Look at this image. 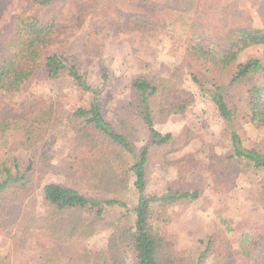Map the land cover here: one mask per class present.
<instances>
[{"label": "trees", "instance_id": "trees-1", "mask_svg": "<svg viewBox=\"0 0 264 264\" xmlns=\"http://www.w3.org/2000/svg\"><path fill=\"white\" fill-rule=\"evenodd\" d=\"M49 3L44 0L41 4ZM160 6L189 12L193 1L165 0ZM54 20L46 22L41 17L21 15L15 18L13 32L0 58V93L11 102L15 96L27 93L37 73L43 71L49 80L66 75L81 92L90 94L91 101L87 107L65 114L50 97H40L32 112L0 117V149L7 150L0 160V232L4 228L2 217L9 206L39 190L54 220L39 225L32 209L20 216L17 227L43 229L58 245L42 246L40 257L32 264H87V251L80 241L102 220L105 208L130 211L133 220L131 224L108 223L112 232L105 257L99 254L101 264H126L127 251L132 252L134 264L185 263L153 221L166 222L170 206L191 203L200 193L168 190L160 197H148L145 169L150 150L157 152L162 148H166V152L161 165H173L179 172L186 166L185 158L169 161L166 155L181 151L196 135L187 127L176 137L154 129L172 116L183 115L191 105L192 94L178 86L181 72L175 68L167 77L150 74L133 77L127 86L134 96L121 107L120 114L114 115L117 122L113 123L104 114L99 99V93L110 86L107 70L101 69L99 85L92 87L85 71L79 72L75 63L63 54L51 52L52 40L57 34ZM195 25L192 26L195 28ZM249 49L264 51V29L227 31L220 42L212 43L206 42L201 31L193 30L187 38L185 69L200 96L210 100L226 123L232 148L228 159L249 161L252 168L264 172V140L246 148L237 132L241 121H248L256 129L264 128V54L240 61L241 54ZM242 81H246L247 89L240 108L232 91ZM7 102L0 103V111ZM138 123L148 130L149 140L137 155L130 139ZM63 125L74 135L72 158L63 182L46 181L45 177L53 169L52 138ZM21 156L25 164L20 163ZM126 166L125 171L119 172ZM130 174L132 183L128 180ZM129 187L136 195L132 209L121 195ZM121 217L127 219L125 214ZM222 240L224 247L230 248L226 239ZM236 244L247 264H264V221L243 230ZM212 245L213 237L209 236L201 256L211 253ZM64 247H70L71 252L64 251ZM221 256L222 253L217 252L218 263L222 262ZM10 261V257L0 254V264H11Z\"/></svg>", "mask_w": 264, "mask_h": 264}, {"label": "rangeland", "instance_id": "rangeland-1", "mask_svg": "<svg viewBox=\"0 0 264 264\" xmlns=\"http://www.w3.org/2000/svg\"><path fill=\"white\" fill-rule=\"evenodd\" d=\"M43 1L0 0V58L17 16H37L46 22L55 19L57 34L52 40L51 52L63 54L75 63L79 72L85 71L92 87L99 85L101 69L107 70L110 86L99 93V99L104 114L113 123L117 122L114 115L120 114L121 107L134 96L127 86L133 77L139 74L167 77L177 68L181 72L178 86L192 94L191 105L183 115L172 116L154 129L176 137L187 127L196 137L181 151L166 155L169 161L186 159L181 172L173 165H161L166 148L157 152L150 150L145 165L146 194L160 197L168 190L199 191L200 196L191 203L170 206L166 212L167 221H153L154 225L159 226L166 241L186 260L183 264H247L237 250L236 241L243 230L264 221V172L252 168L249 161L228 159L232 148L226 123L210 100L200 96L186 73V45L193 30L201 31L206 42L212 43L220 42L227 31L264 29V0H192L193 8L189 12L162 8L160 4L165 0H49L48 5L41 4ZM263 54V50L249 49L239 60ZM246 89V81H242L232 91L240 108ZM40 97H50L65 114L87 107L91 101L90 94L81 92L66 75L49 80L40 71L27 93L15 96L11 102L0 93V103L7 102L0 117L32 112ZM237 132L246 148L264 140V128L256 129L248 121H241ZM73 136L65 125L57 128L50 152L53 169L45 177L46 181H64L66 167L72 158ZM148 140V130L138 123L130 139L137 155ZM6 152L0 149V160ZM21 158L20 163L25 164V158ZM125 169L127 166L118 170ZM128 180L132 183L131 174ZM121 195L132 209L136 203L133 189L129 187ZM32 209L39 225L54 220L39 190L10 205L2 217L0 254L10 257L11 264H32L40 257L42 246L58 245L43 229L17 227L20 216ZM121 213L127 215L126 220L120 218ZM132 220L130 211L105 208L102 220L97 221L80 241L87 251V264L102 263L112 232L108 223L131 224ZM209 236L213 237V251L201 256ZM223 238L230 248L224 247ZM64 251L71 252L70 247H64ZM217 252L222 253L221 263L216 260ZM126 258V264H134L132 252L127 251Z\"/></svg>", "mask_w": 264, "mask_h": 264}]
</instances>
